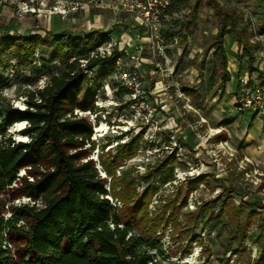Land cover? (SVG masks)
Instances as JSON below:
<instances>
[{"label": "rangeland", "instance_id": "374dc122", "mask_svg": "<svg viewBox=\"0 0 264 264\" xmlns=\"http://www.w3.org/2000/svg\"><path fill=\"white\" fill-rule=\"evenodd\" d=\"M196 1L184 0L176 8V16L164 26L166 46L162 49L163 55L158 50L160 45L154 43L149 44L151 49L141 56L138 66L145 73L144 89L147 91L144 103L135 105L127 102L125 91L116 88L120 74L114 65L110 73L107 60L91 68L86 90L89 89L92 95L97 94L96 106L100 111L97 118L96 115L83 114L95 129L91 137L95 140V149L89 158L96 163L101 177L106 175L100 161L116 160L115 177L133 181L135 191L140 195L146 188L145 175L149 167L155 165L157 159L170 154L172 149L176 150L177 162L172 171L174 181L158 187L148 210H158L160 197L173 199L178 194L176 208L181 218L187 211H195L201 202L217 197L220 200L214 204V219L203 227L202 215L195 225L194 234L201 244H191L190 250L186 248L187 241L180 239V234H174L170 226H162L157 233L160 234L159 249L151 252L155 261L160 264H256L264 241V189H259V185L264 184V175L258 167H245L234 158L228 160V146L210 149L214 137L211 135L215 133L213 129L223 124L227 115H236L238 111L232 102L234 80L228 84L229 92L219 88L222 72L219 71L217 51L207 49L213 42L220 19L213 13L211 0H201L197 13L193 14ZM217 2L221 13H231L233 8L236 10L233 16L236 29L242 31L245 27L251 39L264 26V19L255 13L253 2ZM53 33L62 35L63 43L68 35L79 37L80 41L83 36L88 37L89 43L84 45V50L101 41L97 50L102 53L110 45L111 51L125 54L133 51L139 41H147L145 30L133 16L119 11L116 0H0V38L3 34H39L43 43L35 59L48 62L54 47L53 38L47 34ZM227 36L235 39V35L228 30L223 39L227 56L232 59L235 54L232 55L226 46ZM252 41L256 43L255 39ZM67 53L79 58L73 47ZM107 54L102 57L108 59ZM12 57V52L4 56L6 71L0 65V75L9 79V83L0 90V106L11 105L20 109L24 107V93L43 87L48 78L42 77L37 84L27 85L30 68L25 60L17 63ZM35 65L39 66V62ZM52 65L56 72L59 62ZM86 93L84 91L83 95ZM160 105H167V108L159 112ZM232 108L236 109L233 113ZM102 123L107 128L106 132H97L95 127L99 128ZM23 128L24 125L16 127L15 124L6 132L18 142L22 138L17 132ZM157 129L164 131L155 135ZM235 131L239 132L238 129ZM139 135L140 147L135 154L124 157L122 161L112 158L117 142L127 144ZM185 175H192L190 178L203 176L204 180L190 191ZM181 201H184L183 205ZM232 205L236 214L230 215L227 207ZM236 215L237 229L232 218Z\"/></svg>", "mask_w": 264, "mask_h": 264}, {"label": "trees", "instance_id": "16d2710c", "mask_svg": "<svg viewBox=\"0 0 264 264\" xmlns=\"http://www.w3.org/2000/svg\"><path fill=\"white\" fill-rule=\"evenodd\" d=\"M183 1L178 0L172 9ZM263 1L256 0L258 9L262 8ZM200 2L196 1L193 14L197 13ZM216 8L220 20L207 49L217 51L222 72L218 86L222 90L230 81L223 38L231 30L240 42L242 33L237 31L231 14L221 13L219 6ZM243 30L246 31L245 27ZM263 31L264 26L258 34ZM47 36L53 38L54 47L48 62L35 59L43 43L39 34H3L0 38L1 66L5 65V54L12 52L17 63L25 60L30 68L27 85L33 86L42 77L48 78L43 87L24 93L23 108L0 106V264H160L151 252L159 249L160 234L157 233L164 225V228L170 226L174 234H180L182 241H187L188 250L193 243L201 244L194 234L195 225L202 215L203 227L214 219L218 197L201 202L195 211H187L181 218L176 208L178 194L173 199L160 197L158 210H148L158 187L174 181L176 150L172 149L149 167L146 188L140 195L133 181L115 177L116 160L100 161L106 175L101 177L96 163L89 158L96 143L91 139L92 122L83 114L96 115L100 110L95 104L97 94L86 90L88 74L103 60L109 62L111 73L116 52L107 59L97 51L101 41L84 50L88 37L83 36L80 41L79 37L68 35L63 43L62 35ZM242 45L248 56V73L252 74V50L257 47ZM72 47L79 58L67 53ZM37 61L39 66L35 65ZM57 62L59 67L54 72L52 64ZM8 83L9 79L0 75V90ZM22 122L24 128L17 134L26 140L16 142L6 131ZM140 140L141 135L127 144L117 142L112 158L122 161L135 154ZM203 178L186 177L187 188L193 191ZM234 208L227 207L230 215L236 214ZM232 218L237 229V215ZM260 249L256 264H264V241Z\"/></svg>", "mask_w": 264, "mask_h": 264}, {"label": "built area", "instance_id": "2783aa9c", "mask_svg": "<svg viewBox=\"0 0 264 264\" xmlns=\"http://www.w3.org/2000/svg\"><path fill=\"white\" fill-rule=\"evenodd\" d=\"M178 0H116L119 11L124 14L133 16L140 24L141 28L147 33V41H139L134 45V50L128 53L116 52L113 59V65L120 74V82L117 89L125 91L127 102L137 104L144 103L146 97L145 73L143 68L138 64L141 61L143 53L151 49L149 44L160 45L159 53L163 55L162 49L166 46L164 37V26L174 17L172 7ZM258 40L257 36L253 37ZM144 42V43H143ZM264 42V40H262ZM112 47H108L107 51L97 50L100 56H111ZM96 100H98L96 98ZM125 100V101H126ZM124 101V102H125ZM96 104V102H95ZM167 105H160L159 112L164 111ZM235 108L238 112L250 111L253 113L264 114V83L255 77L240 76L238 77V92ZM95 130V129H94ZM164 130L157 129L155 135H161ZM171 132V131H170ZM192 175H185L189 177Z\"/></svg>", "mask_w": 264, "mask_h": 264}, {"label": "crops", "instance_id": "0c3cea01", "mask_svg": "<svg viewBox=\"0 0 264 264\" xmlns=\"http://www.w3.org/2000/svg\"><path fill=\"white\" fill-rule=\"evenodd\" d=\"M248 1L254 3L255 13L261 14V12L264 11V1L262 2L261 5L263 6H260L262 7L260 9L257 8L258 6L256 0H248ZM211 2L213 4L212 7L213 13L217 18L218 9L216 8V6L220 7V4L217 2V0H211ZM178 6H176L175 9L178 8ZM233 10L235 9L233 8L231 10V13H228L229 11H225L223 13L231 14L233 17L234 16V14H232ZM235 13H237L236 10ZM174 16H176V11H174ZM260 18L264 19V13L260 15ZM238 32L242 33V35H239V38L241 39L240 42H238V38L236 37L235 31H231L232 35H235V39H233L230 36H227L226 38V46L229 47L230 52L233 53L232 55L235 54V57L231 56L233 58L229 59L227 56V51H225L227 57V71L230 75L229 82H232L234 80V87H233L234 95L232 96L233 98L232 102H234L233 108H235L237 92H238V77L240 76H248L250 78L255 77L264 83V44L262 42V40H264V31L257 35L258 40H256V43L252 41V39L254 38L251 39L247 29L246 31L242 30ZM243 43H247L248 45H252V46L255 45V47H257L252 50L253 58H254L251 64L253 69L252 74L248 73L249 72L248 56L247 53L243 51V45H242ZM229 82L226 83L227 89H226V85L222 89L225 92H229L228 91ZM233 108L231 110L232 113L233 110H236ZM236 129H238L239 132L237 131L234 132V130ZM213 130L215 131V133L211 135L214 137L212 139L213 141L212 144L210 145L211 146L210 149L213 150L214 148H219L217 146H223V147L224 145L228 146V151H227L228 160L230 158H234L237 159V162H241L245 167L248 168L253 167L254 169L258 167V169L264 175V114L245 111L243 112V114L242 113L239 114L237 112L236 115L233 116L232 114L227 115L225 122H223V124H219V126L214 128ZM227 140H229L230 142H227ZM217 150L219 154L220 151L219 149ZM223 156H226V153L223 154ZM259 189L263 190L264 184L261 183L259 185Z\"/></svg>", "mask_w": 264, "mask_h": 264}, {"label": "bare ground", "instance_id": "6f19581e", "mask_svg": "<svg viewBox=\"0 0 264 264\" xmlns=\"http://www.w3.org/2000/svg\"><path fill=\"white\" fill-rule=\"evenodd\" d=\"M23 125H24L23 122H22V123H17V124H16V127H21V126H23ZM95 128H96L97 132H101V131H102V132H106V129H107L104 123H102L101 126H100L99 128H98V126H96ZM21 138H22L21 141H25V140H26L24 136H21Z\"/></svg>", "mask_w": 264, "mask_h": 264}]
</instances>
